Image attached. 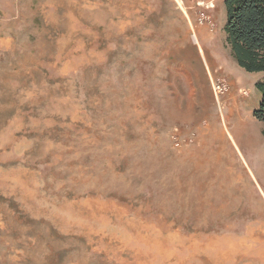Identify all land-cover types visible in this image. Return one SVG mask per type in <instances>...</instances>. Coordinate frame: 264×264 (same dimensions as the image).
<instances>
[{"label":"rangeland","instance_id":"374dc122","mask_svg":"<svg viewBox=\"0 0 264 264\" xmlns=\"http://www.w3.org/2000/svg\"><path fill=\"white\" fill-rule=\"evenodd\" d=\"M225 24L223 0H0V264H264V75Z\"/></svg>","mask_w":264,"mask_h":264},{"label":"trees","instance_id":"16d2710c","mask_svg":"<svg viewBox=\"0 0 264 264\" xmlns=\"http://www.w3.org/2000/svg\"><path fill=\"white\" fill-rule=\"evenodd\" d=\"M227 43L236 63L264 75V0H223ZM261 101L254 115L264 121V77L256 84Z\"/></svg>","mask_w":264,"mask_h":264},{"label":"bare ground","instance_id":"6f19581e","mask_svg":"<svg viewBox=\"0 0 264 264\" xmlns=\"http://www.w3.org/2000/svg\"><path fill=\"white\" fill-rule=\"evenodd\" d=\"M187 4V3H186ZM182 7L186 10V6L183 4L182 5ZM187 12V11H186ZM183 50H185V49H183ZM186 58L187 59H194V60H196V58L193 56V52L192 51H189V50H186ZM187 62V61H186ZM198 63H199V61H198ZM186 65V64H185ZM195 65V64H194ZM194 65H193V67H194ZM198 65H200V63L198 64ZM199 68V67H198ZM198 68L197 67H195V69H197L198 70ZM193 103V102H192ZM218 130V129H217ZM217 130H216V132H217ZM219 135V134H218ZM220 136V135H219ZM231 171H232V168H231ZM243 179V178H242ZM232 186V185H231ZM227 187V186H226ZM228 188V187H227ZM264 230V229H263ZM247 239V238H246ZM241 242V241H240ZM220 243V242H219ZM252 247V246H251ZM259 259V258H258ZM247 263V262H246Z\"/></svg>","mask_w":264,"mask_h":264},{"label":"built area","instance_id":"2783aa9c","mask_svg":"<svg viewBox=\"0 0 264 264\" xmlns=\"http://www.w3.org/2000/svg\"><path fill=\"white\" fill-rule=\"evenodd\" d=\"M221 88V86H218V89H220Z\"/></svg>","mask_w":264,"mask_h":264}]
</instances>
